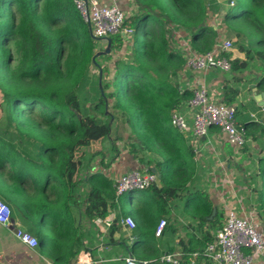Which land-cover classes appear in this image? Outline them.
I'll list each match as a JSON object with an SVG mask.
<instances>
[{
    "label": "trees",
    "instance_id": "1",
    "mask_svg": "<svg viewBox=\"0 0 264 264\" xmlns=\"http://www.w3.org/2000/svg\"><path fill=\"white\" fill-rule=\"evenodd\" d=\"M205 10V0H136V11L124 21L133 28L129 40L121 34L108 37L110 52L131 50L116 60L108 80L110 69L101 58L111 55L103 53L105 48L92 59L98 39L73 0H0V38L8 49L0 67V196L18 211L27 230L37 232L42 253L54 264H70L83 248L79 217L105 219L112 209L119 215L112 219L110 233L119 228L120 215L134 220L127 250L137 260L165 264L151 260L174 252L181 253L183 264H189L193 253L198 262L204 258V247L222 226L224 213L200 185L190 143L170 124V110L190 93L181 92L175 78L184 57L167 26L182 30L194 50H210L215 31ZM259 15H264V0H236L225 23L253 18L264 29ZM234 30L244 59L221 53L237 74L248 69L254 55L264 58V51L245 47L239 42L240 29ZM258 37L256 42H264V35ZM222 89L225 103H234L239 89L227 82ZM113 111L134 135L127 153L159 176L139 191L143 202L136 209L127 205L135 191L116 199L110 176L101 170L83 172L96 154L111 162L121 152L112 135L118 119ZM94 141L105 147L93 150ZM253 184L264 224V157ZM161 218L165 226L155 236Z\"/></svg>",
    "mask_w": 264,
    "mask_h": 264
},
{
    "label": "crops",
    "instance_id": "2",
    "mask_svg": "<svg viewBox=\"0 0 264 264\" xmlns=\"http://www.w3.org/2000/svg\"><path fill=\"white\" fill-rule=\"evenodd\" d=\"M230 1H234V4L236 3V0H217L221 4L218 8V13L209 15L206 19L209 25L214 23V19L223 20L224 27L221 28V31H223L226 39L234 42L231 37H236V40H238L236 31L234 35L230 33L229 25L225 23L226 11L222 9V5H228ZM106 2L108 4H117L129 15L136 11V0H106ZM208 9L209 6L207 11ZM207 14H209V11ZM259 16L264 18V15ZM240 36L241 34L239 38ZM239 42L242 43L241 41ZM256 43V46H258L257 50L264 51V42L259 41ZM9 48L13 55H19L17 48L13 44H10ZM222 52L229 53L231 58L244 59L245 57L243 51L234 49V43L232 49L222 50ZM198 76L220 101L225 102L222 89L224 83L235 85L239 89L236 101L231 105L238 111L236 115L238 123L243 124L247 129V141L241 148H236L227 141L225 135L218 128L210 127L205 137L201 139L202 147L199 153L194 154L198 172L202 177L200 185L206 188L214 206L223 210L224 219L226 212L233 210L238 216L249 217L262 224L255 201L256 195L253 190V181L254 179L258 180L259 163L261 158L264 157V107L255 101L254 96L257 92L264 91V83H260L261 79L264 78V58L254 55L248 60V69L237 74L232 73L230 70V72L210 71L207 74L196 75L184 70L183 66L175 73L179 88L183 91L188 90L190 94L194 80ZM234 76L239 79L238 82L234 81ZM185 101L186 99L180 105L184 104ZM182 109L186 111L185 106ZM182 134L192 147L190 141L191 133ZM208 144L212 145V150L208 148ZM142 167L143 165L140 162L133 159L128 153L122 152L111 162L108 161L107 157L104 158L103 162L101 160L99 163L95 158L91 159L83 172L88 174L101 170L114 180L121 172L129 169H141ZM11 208L12 214L9 224L6 226L0 224V264H54L42 253L39 245L30 248L14 236V230L17 226L25 229H27V226L18 211L12 206ZM131 209H136V207ZM118 213L117 209H112L109 216L105 219H95L93 221L79 217L78 223H82L80 231L83 248L70 264H75L80 259L83 264H125L124 258L129 254L127 247L131 246L133 240H131L132 230L122 226L120 223L119 228L110 233V224L112 219L119 215ZM122 217L120 215L119 220ZM261 226L264 229V224ZM31 232L38 237L36 231ZM180 235L187 240L184 231H181ZM195 264L212 263L206 257L198 262L196 257ZM256 264H264V257H258Z\"/></svg>",
    "mask_w": 264,
    "mask_h": 264
},
{
    "label": "built area",
    "instance_id": "3",
    "mask_svg": "<svg viewBox=\"0 0 264 264\" xmlns=\"http://www.w3.org/2000/svg\"><path fill=\"white\" fill-rule=\"evenodd\" d=\"M73 3L82 20L88 24L90 34L94 38L105 40L110 35L121 34L129 40L133 34V28L124 24L129 14L117 4H108L106 0H73ZM210 25L215 31V43L212 49L203 52L193 49L190 39L182 30L172 24L167 26L169 37L180 42L184 70L196 75L207 74L210 71L230 72V60L221 52L232 49L233 42L226 39L221 31L224 27L223 20L214 19V23ZM180 91L183 92L181 88ZM183 106L186 107V111L182 109ZM170 124L180 133H191L190 141L195 155L199 153L202 147L201 139L205 137L210 127L218 128L227 141L236 148H241L247 141V129L238 123L235 107L218 100L199 76L195 78L191 94L184 104L171 110ZM208 148L213 149L211 144H208ZM158 179L155 171L145 167L121 172L114 178L115 198L128 191L146 189ZM11 214L10 204L0 197V224L8 225ZM119 222L128 229H132L135 224L130 216L122 217ZM261 225L255 219L238 216L233 210L227 211L213 241L204 247V257L212 264H256L258 257H264V229ZM164 226L165 219L161 218L155 227L156 236L161 234ZM14 236L30 248L38 246L37 236L21 226L15 228ZM196 257L197 253H193L189 264H195ZM151 261L183 264L179 252L166 253ZM147 262L137 260L131 253L124 258L125 264ZM75 264H83V261L80 259Z\"/></svg>",
    "mask_w": 264,
    "mask_h": 264
},
{
    "label": "rangeland",
    "instance_id": "4",
    "mask_svg": "<svg viewBox=\"0 0 264 264\" xmlns=\"http://www.w3.org/2000/svg\"><path fill=\"white\" fill-rule=\"evenodd\" d=\"M205 3H206L205 15L209 11V14H207L206 18L209 15H213V14L215 15L216 13H218V10H219L218 8L220 7L221 4L218 3L217 0H205ZM207 5L209 6L208 11H207V7H208ZM233 5H234V1L233 2L230 1V3L228 5L223 4L222 9H223V11L227 12ZM228 25H229L228 27L230 29V33L232 35L235 34L234 28L240 29V34H241L240 41L242 42V44L245 47H249L252 51H255L253 49H258V46H256V44H257L256 43V37L264 35V32H262V30L264 31V29H260L259 24H258V20L252 19L250 21L232 22L231 24L228 23ZM231 38L234 40V42H233L234 43V49H238L237 45L235 44L236 37H231ZM106 46H107L106 40L98 39L96 44H95V51L96 52H102L103 49L106 48ZM7 50L8 49L5 47V43L1 37L0 38V67H3L5 60H7V57H8ZM126 52L130 53L131 52L130 48L122 47L119 51L110 52V51L105 50V52H103L104 54H110L111 55V57L108 60L107 59L104 60L103 58H101L102 59L101 63L107 65L108 68L110 69V74L107 75L108 80L111 79V76H112L111 72L114 68L116 60L124 58V55ZM100 55H102V54H100ZM171 110H170V112H171ZM113 112L115 113L116 116H118V119L115 123L117 130L116 131L114 130L115 124H113L112 131L113 130L114 131L112 132V135H114L115 141L118 145L117 147L121 151L120 154L122 152L127 153V149H128L127 144H128V142L131 141L130 139H132L134 137V135L131 132L130 127L123 122L120 115L116 111H113ZM137 130H138V132H141L140 128H137ZM117 134L122 136V138L117 139V136H116ZM90 147L93 150H101L105 147V143L102 141H94V142H92ZM94 158L99 163V162H101V160L103 162L104 158H106V157H104L101 154H98V155L96 154ZM134 191H135V193L133 194V196L131 198L129 197L127 199V205L129 208L130 207L131 208H135V207L138 208L142 205V202H143V197L139 193V190H134ZM128 216H131V215H128ZM131 218H132V216H131Z\"/></svg>",
    "mask_w": 264,
    "mask_h": 264
},
{
    "label": "water",
    "instance_id": "5",
    "mask_svg": "<svg viewBox=\"0 0 264 264\" xmlns=\"http://www.w3.org/2000/svg\"><path fill=\"white\" fill-rule=\"evenodd\" d=\"M105 40H107V42H108L107 47H106V51H109V50H110L109 40H108V38L105 39ZM100 53H102V52H96V53L93 55L92 59L94 60L95 56H96V55H99ZM99 80H101V70H100V72H99ZM254 99H255V101H257V103H258L260 106H263V107H264V91H259V92H257L256 95L254 96ZM153 171H154V170H153Z\"/></svg>",
    "mask_w": 264,
    "mask_h": 264
}]
</instances>
